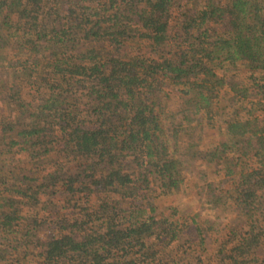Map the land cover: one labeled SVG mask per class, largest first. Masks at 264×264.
<instances>
[{"label": "trees", "instance_id": "trees-1", "mask_svg": "<svg viewBox=\"0 0 264 264\" xmlns=\"http://www.w3.org/2000/svg\"><path fill=\"white\" fill-rule=\"evenodd\" d=\"M178 3L0 0V264H264V0ZM195 156L245 221L209 257L158 208Z\"/></svg>", "mask_w": 264, "mask_h": 264}, {"label": "rangeland", "instance_id": "rangeland-1", "mask_svg": "<svg viewBox=\"0 0 264 264\" xmlns=\"http://www.w3.org/2000/svg\"><path fill=\"white\" fill-rule=\"evenodd\" d=\"M187 1V0H185ZM184 0H179L178 4H183L185 2ZM178 5H176L177 7ZM244 67H236V68H225V70H229V73H240L243 72L246 74V69H243ZM219 75H229L226 73H223L222 70H219ZM245 74H240L241 77H245ZM227 86L230 84L226 83ZM26 91H23L24 98H27ZM30 94V93H29ZM169 103L168 104V110L174 111L176 116L175 119L177 120L181 119L183 122L186 119V116H189L188 113V106L183 105L182 102H179L178 99H176L175 96L169 97ZM3 113L7 115L9 118L15 116V112L11 109L3 108ZM174 119V118H173ZM198 131L196 130L194 133V142H197V135ZM218 139L219 137L212 135L205 139V142L202 143V149L205 148L204 146L208 142H212L214 139ZM193 142L189 141V139H186L185 141H181V144L179 145V156H182L185 158V163L187 161V152L191 151L190 149L193 146ZM195 150V149H194ZM189 156V154H188ZM192 163H190L184 173H186L187 177V186L182 187L180 191L174 192L170 194L169 196H166L165 198L162 196L158 200V208L160 216H171L174 214L175 211L178 212V214L175 216V220L179 221V224L181 228L184 230L185 238H190L191 240H196V235L194 236V232L190 230L189 228L192 227L193 229L197 226L203 227H211L210 225L213 224V230L210 232V230L204 231V233H207L205 240V246L204 248H208L207 257L212 256L214 252L217 251L218 247H223L226 244V241L229 239V233L231 230V226L235 227V232L238 234H244L246 232L245 229V221L242 220L241 216H239L237 211H233L228 206H222L221 204H217L214 206V208L209 204V198L207 197V188L209 183H214L216 187L224 188L225 183L222 182L220 184V179L213 173H211V169H208L204 167L202 157H194L191 160ZM51 202H44L42 203V209L48 208L49 215L50 212L54 213L57 212V210L63 206L64 199L61 197H51ZM264 199V195L263 198ZM228 202V201H227ZM226 202V203H227ZM262 210V209H261ZM260 212V211H259ZM264 212V209L261 211ZM176 214V213H175ZM233 224V225H232ZM236 224L239 225V229L236 228ZM205 228V227H204ZM247 228V227H246ZM205 230V229H203ZM209 234V235H208ZM188 235V236H186ZM184 238V239H185ZM204 238V237H203ZM233 238V237H231ZM198 245V244H197ZM188 246V245H187ZM230 246V245H228ZM197 247V246H196ZM228 247L227 249H229ZM196 250H199L196 249ZM189 252V251H188ZM190 257H185L184 261L181 262V264H187L188 261L194 262L193 256L198 255V252H191ZM227 256H229L227 254ZM203 260H205V264H210L204 257H202ZM198 259V258H196ZM196 264V262H194ZM29 264V262L27 263ZM211 264H217V261L214 259L213 263Z\"/></svg>", "mask_w": 264, "mask_h": 264}]
</instances>
